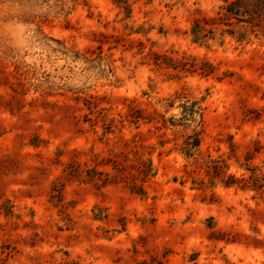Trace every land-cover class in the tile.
Here are the masks:
<instances>
[{
	"label": "rangeland",
	"instance_id": "374dc122",
	"mask_svg": "<svg viewBox=\"0 0 264 264\" xmlns=\"http://www.w3.org/2000/svg\"><path fill=\"white\" fill-rule=\"evenodd\" d=\"M234 1L0 0V264H264V0Z\"/></svg>",
	"mask_w": 264,
	"mask_h": 264
},
{
	"label": "trees",
	"instance_id": "16d2710c",
	"mask_svg": "<svg viewBox=\"0 0 264 264\" xmlns=\"http://www.w3.org/2000/svg\"><path fill=\"white\" fill-rule=\"evenodd\" d=\"M245 0H235L233 3H231L226 9V13L230 15V17L232 16V18H236V20H238V13L241 6H244V4H242ZM248 1V0H246ZM259 6H256L257 9H261L263 10L262 12L264 13V1L263 2H259L258 3ZM203 27L200 26V24L197 22L196 25H194L191 29L192 31V36H193V41L194 42H198L201 38H202V32H203ZM231 34V33H230Z\"/></svg>",
	"mask_w": 264,
	"mask_h": 264
}]
</instances>
